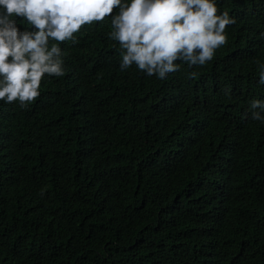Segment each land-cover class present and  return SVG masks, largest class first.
<instances>
[{
  "label": "trees",
  "instance_id": "trees-1",
  "mask_svg": "<svg viewBox=\"0 0 264 264\" xmlns=\"http://www.w3.org/2000/svg\"><path fill=\"white\" fill-rule=\"evenodd\" d=\"M216 6L236 22L204 66L121 71L105 17L0 101V264H264V0Z\"/></svg>",
  "mask_w": 264,
  "mask_h": 264
},
{
  "label": "clouds",
  "instance_id": "clouds-1",
  "mask_svg": "<svg viewBox=\"0 0 264 264\" xmlns=\"http://www.w3.org/2000/svg\"><path fill=\"white\" fill-rule=\"evenodd\" d=\"M105 17L114 29L109 38L120 43V70L135 64L159 79L179 71V61L210 62L226 43L225 28L236 22L228 12L217 15L216 0H0V101L27 107L40 95L45 73L64 75V53L53 41L76 43L74 33ZM18 18L31 27L20 28ZM258 67L264 85V64ZM250 107L252 118L264 123V101Z\"/></svg>",
  "mask_w": 264,
  "mask_h": 264
}]
</instances>
